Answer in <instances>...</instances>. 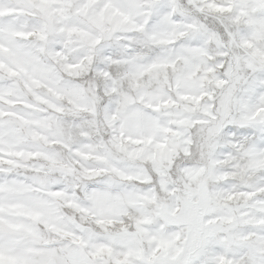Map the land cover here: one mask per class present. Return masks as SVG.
I'll list each match as a JSON object with an SVG mask.
<instances>
[{"label":"snow or ice","instance_id":"snow-or-ice-1","mask_svg":"<svg viewBox=\"0 0 264 264\" xmlns=\"http://www.w3.org/2000/svg\"><path fill=\"white\" fill-rule=\"evenodd\" d=\"M15 4L4 9L0 0V264H264V181L213 188L201 178L202 169L187 172L186 182L178 187H170L165 178L174 130L157 114L176 99L198 101L195 90L215 71L213 67L186 65L169 85L183 89L176 99L169 96L146 104L130 117L138 134L126 139L140 146L137 156L150 150L146 158L154 163L166 196L158 198L155 191H104L87 184L90 205L85 206L76 198L78 190L74 195L64 183L53 185L43 176L22 174L41 171L26 164L37 158L51 169L65 171L54 156L29 147V140L47 142L41 129L53 127L52 115L36 113L62 110L35 91L46 88L60 97L50 62L56 59L53 49L59 54L60 45L49 44L50 30L59 22L57 13L63 16L75 8L101 33L127 24L133 13L143 17L135 27L145 32L165 13L171 12L172 20L179 17L166 0H15ZM202 11L200 27L226 40L235 37L225 14H234L235 23L251 15L239 29L244 51L235 56L221 51L225 59L216 67L223 76L214 83L226 115L239 106V116L224 132L231 134L239 159L247 165L244 171L264 177V28L254 26L264 21V0H207ZM25 16L32 17L27 24L19 19ZM77 32L88 36L75 27L67 30L68 36ZM168 68L175 70L174 63L152 62L143 72ZM21 91L30 94L32 102L22 98ZM127 206L142 211L131 217ZM65 209L94 227L77 225Z\"/></svg>","mask_w":264,"mask_h":264},{"label":"clouds","instance_id":"clouds-1","mask_svg":"<svg viewBox=\"0 0 264 264\" xmlns=\"http://www.w3.org/2000/svg\"><path fill=\"white\" fill-rule=\"evenodd\" d=\"M166 2L174 8L179 19L172 20V13H165L147 32L136 29L135 25L143 21L136 13L127 24L103 33L75 8L63 16L57 13L59 22L50 30L49 44L60 45L59 54L53 49L56 59L50 61L56 70L60 97L52 95L46 88L35 91L62 110L36 113L38 116L52 115L53 127L41 129L48 137L47 142L29 140V147L54 156L63 163L65 171L51 169L47 161L37 158L26 164L28 168L41 171L22 174L43 176L53 185L64 183L73 189L74 195L78 190L76 198L85 206L90 205V193L85 191L87 184H94L104 191H155L158 198L166 196L168 193L160 189V177L154 163L146 158L150 150L137 156L140 146L126 139L138 134L130 117L132 113L142 111L146 104L159 103L169 96L176 99L177 92L183 89L169 85L174 84L177 73L186 65L194 64L201 70L209 66L215 68L195 90L200 99H176L175 104L162 108L157 114L174 130V135L169 136L173 154L171 160L164 163L169 186L183 185L187 180L186 173L194 169H202L201 178H206L213 188L264 181V177L246 174L247 165L239 159L231 134L224 132L230 120L239 116V106L234 105L230 115H226L221 104V91L214 83L216 78L223 76L216 67L219 59H225L220 57L221 51L232 56L244 51L239 47V29L246 25L251 15L235 23L232 20L234 14H225L235 37L226 40L200 27L207 0ZM2 3L4 9L17 6L15 0H2ZM19 19L27 24L32 17ZM254 26L264 28V21L256 22ZM72 27L86 31L88 36L85 38L79 32L68 36L67 30ZM152 62L174 63L175 70L143 72ZM21 97L28 102L33 99L23 91ZM217 177L227 179L218 181ZM126 211L135 217L142 209L127 206ZM65 213L79 226L94 227L87 218L71 209H65Z\"/></svg>","mask_w":264,"mask_h":264}]
</instances>
